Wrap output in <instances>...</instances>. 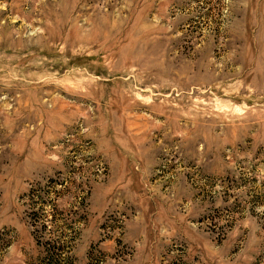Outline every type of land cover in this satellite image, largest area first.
Segmentation results:
<instances>
[{
    "label": "rangeland",
    "instance_id": "obj_1",
    "mask_svg": "<svg viewBox=\"0 0 264 264\" xmlns=\"http://www.w3.org/2000/svg\"><path fill=\"white\" fill-rule=\"evenodd\" d=\"M0 264H264V0H0Z\"/></svg>",
    "mask_w": 264,
    "mask_h": 264
}]
</instances>
